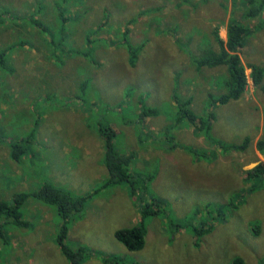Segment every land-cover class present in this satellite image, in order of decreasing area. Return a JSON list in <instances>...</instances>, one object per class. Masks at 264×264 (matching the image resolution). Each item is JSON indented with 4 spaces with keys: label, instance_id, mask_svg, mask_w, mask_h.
I'll return each mask as SVG.
<instances>
[{
    "label": "rangeland",
    "instance_id": "rangeland-1",
    "mask_svg": "<svg viewBox=\"0 0 264 264\" xmlns=\"http://www.w3.org/2000/svg\"><path fill=\"white\" fill-rule=\"evenodd\" d=\"M246 4L0 0V53L6 51L0 59V199L14 200L12 172H19L27 192L45 183L74 196L95 192L83 215L68 221V245L93 251L83 264H117L103 260L108 256H118L119 264H231L237 256L246 264H264V179H243L247 169L264 161L257 148L264 138V91L250 81L240 99L210 106V94L218 97L221 82L228 79L226 69L199 68L193 60L209 45L217 46L215 27L225 36L232 10L241 17ZM248 21L254 31L240 50L242 60L247 66L264 65V6ZM126 28L134 54L124 44ZM186 98L193 99L191 109L199 116L214 111L211 138L196 133L188 119L178 118ZM144 107L158 114L142 117ZM101 127L107 132L113 128L117 148L133 154L132 170L155 171L151 192L166 199L159 214L148 219L141 250H129L115 235L140 222L141 201L126 182L101 189L109 176ZM246 137L250 142L242 150ZM96 139H101L104 153ZM174 141L180 146L161 156L164 143L172 146ZM14 143L26 146L19 161L10 156ZM143 193L147 200L149 193ZM30 199L23 218L32 225H6L0 261L70 264L51 245L30 247L35 233L39 237L47 230L57 237L64 222L56 206ZM173 222L184 227L176 230ZM204 222L213 229L197 245L191 223ZM14 230L19 238L14 234L9 243Z\"/></svg>",
    "mask_w": 264,
    "mask_h": 264
},
{
    "label": "trees",
    "instance_id": "trees-1",
    "mask_svg": "<svg viewBox=\"0 0 264 264\" xmlns=\"http://www.w3.org/2000/svg\"><path fill=\"white\" fill-rule=\"evenodd\" d=\"M246 6L243 11V20L238 17L232 16L229 19L227 25V40H224L219 33V27H216L214 34L217 42V46L209 45L203 50L200 56L193 55L196 65L201 68L203 66L209 67H226V76L228 79L223 80L220 84V88L217 90L218 97L210 94L209 105L217 106L224 105L233 100L240 99L246 92L248 85V77L246 74V67L242 62L240 50L245 46V39L253 33V28L246 24V20L254 19L263 10L264 0H245ZM237 0H234L236 3ZM250 3L257 5L251 7ZM1 16V15H0ZM37 21V20H36ZM39 21H37L38 23ZM39 25V23H38ZM124 44L129 47L130 53H136L137 50L130 45L131 42L127 40L126 34H129V30L124 31ZM6 51L0 53V59L4 58L3 54ZM251 68V79L254 85L264 90V67L257 64L249 66ZM229 72V76H228ZM223 78V77H222ZM223 78V79H224ZM193 103L192 98H186L183 101V106L180 108L178 118L188 119L194 126L196 132H204L205 136L211 138L210 130L213 125V119L215 118L214 111L210 110L206 115L199 116L194 110L191 109ZM141 116L156 115L158 111L154 108H145L140 112ZM102 128V127H101ZM103 129V128H102ZM110 131L105 129L103 134L106 138V152L104 162L108 170V179L103 184L101 189L108 188L126 182L130 188L132 195H137L141 201L140 211L142 219L137 225L132 227L120 228L116 231L115 235L117 239L123 243L129 250L137 251L145 247L146 237L148 233V219L152 214H159L161 211V205L164 204L165 198L157 196L151 192L150 184L152 183L155 174L154 173H141L131 169L133 154H123L118 150L115 137L116 131L109 127ZM27 141V139H24ZM250 142V137H246L244 142L240 145V148L244 150L247 144ZM222 145V144H221ZM237 147V145H236ZM258 150L264 155V138H260L257 141ZM26 150V146L12 145V156L15 160L19 161ZM244 180H263L264 179V161L259 162L254 167L247 169L243 177ZM251 182V181H249ZM140 188L143 190L141 191ZM253 188V187H251ZM100 190V189H99ZM144 192H148L147 200H145ZM95 192L89 195L74 196L70 191L57 186L53 183H45L42 188L35 192H21L17 193L13 202H8L4 199H0V240L7 242L6 225L14 224L16 226H28V222L23 218V205L30 197H35L45 203L54 205L57 207L59 215L63 218V225L57 236V242L60 245L61 251L69 260L70 264H83L88 258L93 255V251L86 246H80L74 249L68 245L66 238L68 235L70 218L75 216H82L85 206L89 198L94 196ZM143 202V204H142ZM208 212H212V208H209ZM188 222V221H187ZM176 230L180 227H184V223L173 222ZM194 233L197 235L196 244L200 243L202 235L207 234L213 229V225L204 222L202 225L197 226L191 223ZM115 257V258H113ZM118 256L104 257L106 262H115L119 264ZM0 264H6L0 261ZM133 264H139L137 262ZM231 264H246L245 259L242 256L234 258Z\"/></svg>",
    "mask_w": 264,
    "mask_h": 264
},
{
    "label": "crops",
    "instance_id": "crops-1",
    "mask_svg": "<svg viewBox=\"0 0 264 264\" xmlns=\"http://www.w3.org/2000/svg\"><path fill=\"white\" fill-rule=\"evenodd\" d=\"M246 6V5H245ZM234 10V9H233ZM233 10H232V13H231V17L233 16ZM245 10V9H244ZM243 10V11H244ZM243 11H242V13H241V17H238L240 20H243V18H242V16H243ZM148 12V10L146 9V8H144V13L146 14ZM149 13H147V15H148ZM230 17V18H231ZM37 21H39V20H37ZM228 22H229V20H228ZM228 22H227V24H226V26H225V28H226V35L225 36H222L221 34H220V36L224 39V40H227V25H228ZM246 24H248V25H250L251 27H253L250 23H249V21L248 20H246ZM39 26H42L41 25V22L39 21ZM44 29V28H43ZM130 30L129 28H126V30ZM215 29H216V27H215ZM214 29V30H215ZM219 33H220V27H219ZM215 35V34H214ZM89 38V37H88ZM90 40V39H89ZM92 40V39H91ZM93 50V49H92ZM241 55V54H240ZM241 59H242V57H241ZM242 62H243V60H242ZM243 64L245 65V63L243 62ZM253 64H255V63H253ZM252 65V64H251ZM257 65H261V66H263L264 67V65H262V64H257ZM250 66V65H249ZM249 66H247V65H245V67H246V74H247V77H248V84H249V82L251 81L252 83H253V81H252V79H251V72L250 73H248V71H251V68L249 67ZM248 67V68H247ZM225 69H226V67H224ZM264 83V82H263ZM254 84V83H253ZM247 88H248V85H247ZM258 88V87H257ZM260 90H262V91H264L262 88H259ZM247 90V89H246ZM233 101H235V100H233ZM232 102V101H231ZM230 103V102H229ZM229 103H227V104H229ZM224 105H226V104H224ZM218 106H220V105H218ZM1 118V117H0ZM194 131H195V129H194ZM196 132V131H195ZM197 133V132H196ZM206 137V136H205ZM52 139L53 140H55V138L54 137H52ZM172 139H173V137H172ZM101 139H96V141H97V148H99V146L101 147V153H104V146L101 144V141H100ZM106 146V145H105ZM180 146V143H177V142H175L174 141V143H173V145L171 146V144L169 143V142H165L164 143V146H162L161 147V151H160V155L161 156H165V155H167V154H171L172 152H173V148H177V147H179ZM63 148L65 149L66 148V145L65 146H63ZM168 148H169V152H168ZM8 149H9V147H8ZM184 149V148H183ZM119 151L121 150V149H118ZM9 151H10V156H12V149H9ZM87 152H91V150H90V148H88L87 147ZM87 154V153H86ZM88 155V154H87ZM197 160H199L198 158H197ZM17 161V160H16ZM254 167V166H253ZM252 168V167H251ZM250 169V168H249ZM94 169H92L91 171H93ZM108 170L107 169H105V172H107ZM21 172V171H20ZM89 173H90V171H88ZM87 172V173H88ZM86 173V174H87ZM152 173H155V171H153ZM96 174L97 175H99L97 172H96ZM90 175H91V173H90ZM155 175H156V173H155ZM11 176L14 178V177H16V179H15V181H13V180H11L10 179V181H9V189H10V193H11V195H12V199H14V197H15V195L17 194V193H21V192H27L26 191V187H24L23 185L25 184V180H23L22 178H20V174H19V172H12L11 173ZM91 177H92V175H91ZM153 183V182H152ZM54 184V183H53ZM56 185V184H55ZM58 186V185H57ZM21 187V188H20ZM61 187V186H60ZM18 188H19V191L17 192V190H18ZM63 188V187H62ZM21 189V190H20ZM65 189V188H64ZM156 192V191H155ZM91 193H93V192H91ZM90 193V194H91ZM157 193V192H156ZM83 196V195H82ZM96 194H94V196L92 197V198H96ZM159 196V195H158ZM161 197V196H160ZM163 198V197H162ZM30 202H33L30 198L25 202V204L23 205V209H26V207L30 204ZM45 203V202H44ZM37 204V203H36ZM38 205V204H37ZM50 205V204H49ZM23 215H24V213H23ZM27 221V220H26ZM28 222V224H30V225H32V223L30 222V221H27ZM19 227V226H18ZM14 234H16V236H17V238H19V233H18V230L17 231H12L11 232V234H9V243L11 242V240H13L14 241ZM53 234V233H52ZM52 234L50 233V232H48L47 230H45V231H43V233L41 234V236H39L38 237V232L37 233H35V235L33 236V238H32V240L30 241V247H33V246H38V247H40V246H43V245H45V244H47V245H51L50 247H51V249H53V250H55V251H61V248H60V245H59V243L57 242V237H52ZM47 237H49V240H47L46 238ZM24 241L25 242H27V238H24ZM68 241V237L66 238V242ZM14 246H15V248H18V250L17 249H15L16 250V252L18 253V252H20L21 253V247H18V244L17 243H14ZM62 252V251H61ZM12 255H13V253H12ZM12 257V256H11ZM11 259V258H10ZM9 259V260H10ZM9 264H10V262H9ZM12 264H18V261L17 260H14L13 261V263Z\"/></svg>",
    "mask_w": 264,
    "mask_h": 264
}]
</instances>
